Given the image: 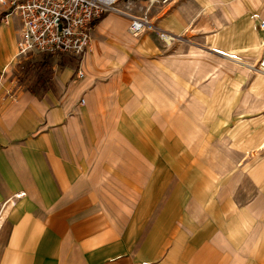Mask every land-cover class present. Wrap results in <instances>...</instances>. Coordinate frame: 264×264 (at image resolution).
Instances as JSON below:
<instances>
[{
  "label": "crops",
  "instance_id": "obj_1",
  "mask_svg": "<svg viewBox=\"0 0 264 264\" xmlns=\"http://www.w3.org/2000/svg\"><path fill=\"white\" fill-rule=\"evenodd\" d=\"M5 10L0 6V17ZM126 18L105 15L98 20L81 60L67 55L77 60V66L60 61L61 66L52 65V73L39 84L37 80L34 84L33 61L54 54L18 57L20 17L12 14L8 23L0 20V207L14 193L25 192L0 227V264H173L175 260L176 264H240L230 245L224 250L213 242L202 247L193 238L187 242L181 228L186 219L176 203L160 210L155 235L144 236L141 245L131 235L135 230L99 227L95 220L98 206L109 201L111 215L120 216V185L123 191L130 190L125 195L134 194V188L120 178L121 169L130 166L133 178L138 165V170L143 169L138 182L144 190L149 188L146 179L154 164L145 153L147 123L166 122L165 106L151 109L156 104L151 86L169 83L180 90L184 72L195 84L199 77L194 75L205 71L204 77L212 80L218 75L214 59L222 58L230 62L231 70L224 69L221 112H229L231 121L236 119L232 112L243 102L229 75L240 71L241 78L254 70L252 65L261 56L264 0H174L151 13L159 34L150 29L138 39L127 35ZM109 23L115 27L107 28ZM162 33L175 40L170 42L172 49L161 41ZM178 57H188L189 65L173 60ZM234 62L239 66L235 68ZM79 70L88 77L77 76ZM107 74L103 80L101 76ZM251 86L264 101V75L257 72ZM237 121L244 126L247 120ZM141 124L149 126L146 131H136ZM167 134L161 125L160 141ZM174 153L168 156L175 158ZM98 164L110 172L103 182L94 174ZM127 212L124 209L121 216H132ZM219 236L218 245L229 241ZM169 244L172 253L152 262L159 256L157 251L164 253ZM136 246H143V251ZM260 250H255L256 256Z\"/></svg>",
  "mask_w": 264,
  "mask_h": 264
},
{
  "label": "rangeland",
  "instance_id": "obj_2",
  "mask_svg": "<svg viewBox=\"0 0 264 264\" xmlns=\"http://www.w3.org/2000/svg\"><path fill=\"white\" fill-rule=\"evenodd\" d=\"M138 4L144 5L145 2H138L135 6L137 7ZM136 14L139 12L137 11ZM108 15L126 18L116 12H108L106 16ZM129 25L130 21L126 20L124 28L128 36L131 35ZM150 29L159 34L153 23L142 33ZM139 35L130 37L138 39L141 36ZM161 41L166 46H170V49L174 47L172 43L175 40H171L172 43L166 42L165 39ZM188 59V57H178L173 60L176 62L180 60L189 65ZM214 60L218 75L212 80L204 77L206 71H202L203 73L198 76L194 75L195 79L199 77L195 84V80L191 79L188 73L185 76L184 72L185 78H182L184 88L180 90L169 83L160 87L158 84L151 86L150 94L155 96L153 99L156 101L155 105H151V109L159 107V110L160 108L162 110L165 106L166 122L152 120V123H147L150 126L149 146L144 152L154 164L150 169L149 181L146 179L149 188L144 190L142 183L138 182L139 171L142 173L143 170H138V165L135 166V179L128 171L130 166L128 170L121 169L120 178L131 189L134 188V194L129 192L125 195L130 190L123 191L120 185L118 210L120 216L111 215V204L108 200L109 202H103L98 206L96 212L98 217L95 221L99 227L118 225L123 232L135 230L131 235H134L135 241L141 245L144 236L155 235V225L158 223L160 210L171 208L176 203L179 215L186 219L184 226H187L182 225L181 228L187 242L193 238L201 247L207 242H213L214 247H221L224 250H229L230 245L235 250L234 256L241 260L240 264H264V101L254 94V88L251 86L252 81L257 77V70L249 71L241 78L240 71L230 72L235 74L229 77L236 83L237 96L241 97L243 102L237 106L240 107L237 112L235 110L232 112L236 115V119L231 121L229 112H226V115L224 111L221 112L224 107L221 104L224 69L228 72L231 70L228 66L230 62L219 57H215ZM60 61L77 66V60L68 57L67 54L37 56L35 62L33 61L36 65L32 68L33 71L36 70L32 72L34 84L36 80L39 84L42 79H47L46 77L52 73V65L59 68ZM232 64L235 68L238 65L235 62ZM105 65L104 62L100 65L102 70L106 68ZM242 70L246 73V70ZM87 77L85 73L84 79ZM101 77L106 80L109 76L107 74ZM25 79L32 80V77L26 76ZM210 80L213 85L210 84ZM210 92L215 96L214 99ZM247 99L248 101L245 102ZM157 102H161L159 106ZM240 117L247 120L244 126L239 125L240 121H237L243 120ZM231 122L234 125L229 124ZM161 125L168 133L162 141L158 136ZM149 126L141 124L136 131L140 128L146 131ZM241 126L240 131H235ZM138 145L136 138V148ZM169 153L172 156L173 153L176 154L174 155L176 157L171 158L168 156ZM96 167L97 171L94 174L100 182L110 177V172L103 165L98 164ZM121 192H124V195ZM18 193L20 192L12 196ZM24 195L25 192L22 197ZM122 196L129 197V200H124ZM124 209H128L127 213L130 212L132 216H121ZM9 212L10 209L6 216ZM243 213L247 215L241 218ZM5 219L0 223V227ZM226 220L228 222L224 223ZM216 235L224 237L223 241L226 238L229 241L218 245L216 241H220ZM170 246L171 244L164 253L157 251L159 256L151 261L159 262L165 255H170L172 253ZM142 248L143 246H136L138 252L143 251ZM258 248L261 249L260 256H256L255 253ZM198 252H202V249H198ZM175 261L173 264H176Z\"/></svg>",
  "mask_w": 264,
  "mask_h": 264
},
{
  "label": "built area",
  "instance_id": "obj_3",
  "mask_svg": "<svg viewBox=\"0 0 264 264\" xmlns=\"http://www.w3.org/2000/svg\"><path fill=\"white\" fill-rule=\"evenodd\" d=\"M141 1L145 4L136 7ZM172 2L174 0H0V6L6 7L0 20L8 23L10 15L20 17L22 28L17 43L20 58L33 53H49L67 54L81 60L96 22L108 12L126 16L130 21V33L139 35L152 25L151 13L165 9ZM260 28L264 31V21ZM262 46L261 56L253 68L264 73V39ZM78 75L83 77L84 72L79 70ZM23 194L8 198L1 206L0 216L8 203L13 205Z\"/></svg>",
  "mask_w": 264,
  "mask_h": 264
},
{
  "label": "bare ground",
  "instance_id": "obj_4",
  "mask_svg": "<svg viewBox=\"0 0 264 264\" xmlns=\"http://www.w3.org/2000/svg\"><path fill=\"white\" fill-rule=\"evenodd\" d=\"M108 27L107 28H114L115 26L112 25V23L109 25H107ZM167 34V33H166ZM134 36V34H132ZM163 37L165 38L166 42H171V40L173 39V37H171V35L169 36V34L167 36H165L163 34ZM263 47V46H262ZM262 47H261V50H262ZM255 70V69H254ZM257 72L261 73L262 75H264V73L260 72V70H258ZM12 206V203H8L4 208H3V214L2 216H0V223L5 219V214L6 212L8 211V209Z\"/></svg>",
  "mask_w": 264,
  "mask_h": 264
}]
</instances>
